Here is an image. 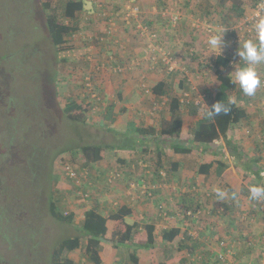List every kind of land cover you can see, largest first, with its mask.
<instances>
[{
	"label": "rangeland",
	"instance_id": "rangeland-1",
	"mask_svg": "<svg viewBox=\"0 0 264 264\" xmlns=\"http://www.w3.org/2000/svg\"><path fill=\"white\" fill-rule=\"evenodd\" d=\"M61 1L58 0V4ZM95 1L90 9L87 6L91 4L86 1V13L79 16L78 31L67 37L70 43L83 47L82 55L75 56L70 52L66 61H60L48 36L46 12L38 0H0V264H49V255L55 243L63 237L79 233L82 211L86 207L98 205L106 198L111 205L103 213L110 212L115 208L113 205L118 197L109 195L117 194L113 193L117 185L130 195L135 191L143 197V180L147 185H152V180L158 178L160 171L164 175L158 181L159 186L152 188L146 200L152 201L160 187L167 186L168 194L175 193L180 197L179 204L186 199L188 203L183 204L186 209L192 213L197 208L200 210L201 214L199 212L195 216L185 214L184 220L190 224L193 220L198 226L201 215H213L215 223L220 222L216 219L234 223L235 216L240 213L237 211L230 218L225 208H221L222 205L216 208L212 197L205 198L207 204L204 199L202 203L199 199L195 202L193 194L207 190L204 191L192 181L184 182V188L179 184L167 183V180L175 179L174 174L170 177L169 172L170 161L176 156V153L168 151L167 146L172 140L191 144V127L194 120L206 111L207 102L204 97L202 103H195L198 109L193 116L187 110H182L183 128L180 136L174 139L158 134L162 120L168 115L165 97L151 92L157 81L167 79L168 88L180 94L176 79L183 74L178 73L177 76L179 71H189L188 75L198 90H202L200 84L203 82L206 84L205 90L210 88L215 81L211 69L215 54L207 44V28L212 32H229L239 21L240 17L229 25V17L235 18V11L227 10L232 0H224V3L221 0H135L137 12L132 14L128 10L129 16L126 11L123 12L128 0ZM240 1L244 9L242 16H249L252 6L247 0ZM95 38L98 39L96 42ZM250 39L255 40V34L252 38H243L239 44ZM237 47L238 43H229L223 54L229 55L231 60L233 57L242 60L236 55ZM200 63L203 74L198 72L196 76L195 71L190 70ZM244 64V61L233 62L230 75L233 76L235 70ZM262 66L263 63L254 65L259 78H264ZM85 78L91 79V95L96 97L94 110L86 114L84 122L72 121L62 108L67 99L79 101L83 98ZM143 87L150 89L149 93H145ZM118 92L122 97L117 98ZM244 96L246 98L242 97L239 103L247 110L264 108V98L256 101L252 96ZM194 99L197 97L193 94L191 100ZM116 100L120 101V105H126L127 111H119L115 114V122H110L102 112L108 103ZM131 119L143 126L154 127L157 131L154 137H138L139 134L132 135L125 131L119 133L124 122ZM239 124L228 134L232 133L247 142H252L254 138L263 140L259 134L261 131L250 129L245 119ZM117 141L115 158L92 163L86 169V176L81 175V180H89L90 186L87 183L82 186L80 181H72L65 175L62 165L69 163L70 159L72 166L82 172L78 161L73 160L72 149L85 143ZM192 147L200 151H214L220 149L221 144L193 143ZM241 147L243 155L247 154V147ZM108 150L111 155L113 149ZM75 156L80 160V154ZM118 156L123 157L125 162L117 163L115 159ZM188 156L185 154L182 160L188 161L184 160ZM158 157L161 163L157 161ZM103 164H107L106 169ZM157 164H161V167ZM104 170L118 173L109 175L108 172L103 173ZM145 170L154 173L152 180L145 177ZM52 180L57 182V206L64 214H74L70 222L59 221L48 211ZM222 186L218 188L222 189ZM83 188L90 190L87 197H83L84 193H88ZM78 192L82 193L83 198ZM168 200L176 202L173 197ZM251 203L244 205L247 206V209H242L244 219L238 223H242V227L247 225L246 228L255 226L259 233L252 234L247 229L238 239L241 244L254 248V253L261 255L264 253V232L258 241L256 236L264 231V217L256 209L259 204ZM161 204L165 205L164 209L166 205L170 206L162 200L157 204L158 210ZM129 218L130 215L128 222L132 220ZM159 242V238H154L155 247L165 252L163 256L158 250L161 260L176 256L174 249L169 250ZM100 243L99 255L107 264L113 246L103 239ZM82 246L65 252L64 256L69 255L76 264H93ZM133 249L140 251L137 246H133ZM127 252L126 247L118 250L116 258H124L121 264H132L126 258ZM248 260L244 264H256L252 259ZM141 261L144 263L143 257Z\"/></svg>",
	"mask_w": 264,
	"mask_h": 264
},
{
	"label": "trees",
	"instance_id": "trees-1",
	"mask_svg": "<svg viewBox=\"0 0 264 264\" xmlns=\"http://www.w3.org/2000/svg\"><path fill=\"white\" fill-rule=\"evenodd\" d=\"M86 1H89L91 4L87 6L88 8H93V4H95L94 2H96L95 0H63L58 4V0H38L41 8L44 10V12H46L45 21L47 25L48 36L51 43L55 47L60 61H66L70 57V52H72L71 55L75 56L82 55L83 53V47H81V45L70 43L67 37L78 31V22L81 21V19H79V16L81 17L82 13H86ZM247 1L249 2L250 7L252 6V9L257 0ZM220 2L224 3V0H221ZM230 4L231 6L227 10L233 9L235 11V18L229 17V25H232L234 24L232 23V20L233 22H236L238 18L242 16L244 9L241 7L240 0H232ZM102 15L106 14L103 13ZM96 38L94 39V42L98 40ZM78 48H80L79 52L77 51ZM195 56L197 57L198 55L196 54ZM231 66V57L229 55L222 54L221 56L220 53H218L214 56L211 69L212 73L214 74L215 81L212 82L210 88L206 90L205 95V100L208 106H211L216 101H220L221 103L228 105L230 111L227 114L222 113L218 116L210 118L207 114L209 111L207 107L204 114L194 120V124L191 127L190 133L192 138L190 145L178 144L176 142H173L174 140L169 143V149L173 153L200 152V150L198 151V149L192 147L193 143L208 144L214 142L215 140L222 139L227 144H229L227 134L231 126L239 124L243 119H246L248 117L247 109L239 103L241 98L245 97L244 93L241 89H239L238 84L232 83V76L229 73V69H231ZM201 67L202 63L193 65L190 71H195L194 73H196V76H198V72L203 74V69ZM178 73H182L183 75H180L179 77ZM188 73L189 71L177 72L178 78L176 79V82L178 88L181 90L180 94H177L174 89L168 88L167 79L157 81L151 88V92L153 94L162 95L165 97L166 109L169 112V118L163 119L160 125V131L158 132V134L162 136L171 137L174 139L180 136L183 128V119L181 117L182 110H187V112L191 116L197 113L198 106L195 105L193 101L189 103L188 101H180L181 92L184 90H190L187 81V78L189 77ZM83 87V98H81L79 101L67 99L65 100L62 108L65 115L72 121L84 122L86 114L94 110L93 104L94 102H96V97H93L91 95L92 90H88L85 85ZM204 92L205 91H203V93ZM118 97L120 98L122 96L118 94ZM202 102L203 98L201 103ZM114 110V103H108L106 109L102 112L103 117L105 119H108L110 122H115L116 117ZM123 110H125L124 107L121 108L120 112H122ZM123 126L124 127H121V130H119V133L121 131H125L128 134L132 135L139 134L138 137H141V135H149L151 136V138H153L157 132L154 127L143 126L142 124H138L137 122H135L133 119L126 120ZM117 143L118 141L116 143H85L77 146V148L75 149H72L70 153L73 156V160H75L76 162L78 161L77 163L79 164V168L87 169L88 166H90L92 163L98 162L99 160H109V158L112 157L115 158L117 154ZM108 148L113 149L111 155L109 154L110 151L108 150ZM200 153V162L195 173L204 175L208 174L210 172V169L216 165L218 167L216 170H214V172L217 177L221 175L220 185H223L221 187V190L227 189L228 191H232L236 186L234 184L226 185V182L223 181L222 171L225 168V164L221 160H216L215 151L204 150ZM76 154H80V160H77V156H75ZM157 154L159 156L162 155L160 151H157ZM115 161L117 163H124L125 159L121 156H118ZM69 164H73L71 159L69 161ZM134 165L137 166L136 163H134ZM174 166H176V164H174ZM107 172L109 175H116L118 173L113 170L103 171V173ZM160 175L161 174L159 172L158 178L152 180L153 184L159 186L158 181H160V178L163 177V175ZM258 177L260 178L259 175ZM86 183L88 184V186H90V182L87 179L83 181L82 186H84V184ZM246 184L242 185V187L247 191H249V187L251 185H256L255 181L251 183H248L247 181ZM257 185H261L260 179L257 182ZM56 187L57 182L55 180H52L48 194V211L50 215L55 219L59 221L70 222L72 221L74 214L72 212L64 214L59 209L55 198V194L57 191ZM83 190L87 191L88 193L90 191L89 189L85 188H83ZM200 193L202 194V198H199V201L202 203L204 199V202L206 204L208 202L205 200V198L208 199L213 195L212 192ZM143 197L145 199L146 197L149 198L147 192L144 193ZM99 205L100 203H98V205L95 204L93 206L86 207L82 211V220L79 233L73 236L63 237L55 243L49 255V264H76V262L71 257H69V255L64 256V253H69L73 250L81 248L82 240H84L82 249H84V253L86 254L87 258L93 264H100L101 257L99 255V251L101 248L100 242L102 239L104 241L111 242L113 246L110 253L109 263H112L113 261H115L116 264L124 263L123 257H119L117 259L116 256H118L119 249L126 247L128 250L126 258L130 261V263L138 264L139 254H137L138 252H136V250H132V247L137 245H139V248L144 246L145 248L149 249V254L151 257V262L149 264H171L180 260V258L177 256L168 258L166 260L160 259L158 253L159 251H157L154 246L155 236L153 234V225L151 224H146L143 226L146 234L145 240L136 237L135 240L137 242L140 241V243L134 244V242H132L133 237L137 234L139 224L134 221H127V217L131 214L130 206L126 204H121L118 206L115 205L117 206L116 208L110 210V212L105 214L99 210ZM198 206H200V204ZM178 234V228H171L167 230L165 229L161 233V240L163 242H174L176 245L181 246L184 243L179 239ZM189 249L191 250L192 248Z\"/></svg>",
	"mask_w": 264,
	"mask_h": 264
},
{
	"label": "crops",
	"instance_id": "crops-1",
	"mask_svg": "<svg viewBox=\"0 0 264 264\" xmlns=\"http://www.w3.org/2000/svg\"><path fill=\"white\" fill-rule=\"evenodd\" d=\"M263 72H264V63H263ZM203 80V79H201ZM261 84L256 90V95H252L253 100L259 101L260 99L264 98V78H260ZM202 85V90L205 91L204 93H201V96L204 100V97L206 95L205 90V82ZM193 87H195L197 90V85L192 83ZM144 88V89H143ZM145 93H149L150 89L143 87ZM131 90V89H130ZM130 90L128 93H130ZM146 90H148L146 92ZM199 89V91H202ZM198 91V92H199ZM119 94V93H117ZM261 94V95H260ZM117 98L118 95H117ZM119 100H116V102H112L115 105V114L121 111V108H125V112L127 111L126 105H120ZM111 103V102H110ZM208 106V104H207ZM260 107V106H259ZM167 110V109H166ZM248 117L245 119L247 122V125L250 129L261 131L259 133L262 135V141H259L254 138V140H251L252 142L245 141L246 139H241L238 136H233L232 133L228 134L229 144H227L224 140L219 139L212 142V144H221V148L215 149L216 153V160H221L225 164V168L222 171V179L224 182H226V185L234 184L236 187L229 192L227 189L223 190L225 195V200L223 199L222 202L219 200V198L216 196L215 189L218 188V186L221 184V177H217L214 170L217 169L218 166H214L210 169V172L208 174H197L195 175L196 169L198 168L199 162H200V152H192V153H176L174 159L170 161V177L174 174L175 179L172 181H168L167 183L172 184H179L183 187L184 182L189 183V181L194 182L196 185L200 186L201 188L207 190V193L212 192V199L217 204L216 208L221 206V208H225V211L227 212L228 216L231 218V215L238 211L239 215H242V209L246 208L247 206H244L251 202L255 203L253 205H258V208L261 211V215L264 217V200H257L256 202L253 201L249 197V191L243 189L242 185H245L246 182L251 183L255 181V184L257 185V182L261 181V185H264V108L260 107L257 110H247ZM167 117L169 118V112L167 110ZM240 124H235L234 126H231L230 131H234V128L239 126ZM236 134V132H235ZM257 134V133H256ZM179 137V136H178ZM192 141V138H190ZM190 141V143H191ZM250 141V140H248ZM175 142V141H173ZM182 145H189V143H178ZM241 145H244L247 147L246 151L247 154L243 155V151L240 149L242 148ZM168 151L169 145L167 146ZM199 151V150H198ZM204 151V150H203ZM211 151V150H208ZM165 153H168L165 151ZM162 154V153H161ZM188 154V158L183 161L182 157ZM162 156V155H161ZM166 158V154H165ZM157 161H160V158L158 157ZM138 163V162H137ZM161 163V162H159ZM176 164V166H174ZM159 167H161V164H157ZM104 167L107 166L103 164ZM145 166V164H143ZM158 167V168H159ZM190 170V172H189ZM155 169L153 170V172ZM153 172H150L149 170H145V177L152 180L153 178ZM226 175V176H225ZM260 176V178L258 177ZM193 177L194 180H193ZM154 178L153 180H155ZM247 185V184H246ZM99 187H102V185H99ZM167 187V186H166ZM164 188V186L160 187V191L157 192L154 199L150 202L147 201L144 197L139 195L137 192H133L131 195L128 194V191H125V189L119 185H117L115 188H113V193L117 194H110L109 197H112L115 195L116 197V204L115 205H121L126 204L130 206L131 208V214L130 218H132L131 221L137 222L139 224L138 231L136 236L133 237L132 242H137L135 239L136 237L142 240L146 239V234L143 229V226L146 224L153 225V234L154 238L158 240L160 239V242L162 243L163 247L168 248L169 250L174 249L177 257L180 258V260L173 262L175 264H188L191 262V258L193 257L195 262H199L201 259L200 264H244L248 259H252V262H256V264H264V253H261V255L256 252L254 253V248L247 247L245 244H241L239 241V237L241 234H244L245 231L247 232L250 230L253 233H259V229H256L255 226L247 227V225H243L242 223H238V221H242L238 219V215H236V222L234 223H227L224 220L216 219V221L220 220V222H213L212 216L206 217L204 215H201L200 222L198 226H195V222L191 220V224L184 220L186 217L183 216V210L186 209L183 204H187L188 200H182V203H178L180 201V197L174 194H168V189ZM164 189V190H163ZM124 190V191H123ZM111 192V190H109ZM233 193H235V198H233ZM193 194V192H192ZM183 193H181V197H183ZM125 197V199H124ZM176 199V202H171L170 198ZM209 197V198H211ZM199 198H202V194L199 192L197 194H193V200L195 202L198 201ZM164 200V203H168L170 206L166 205V211L167 214L164 212L162 215V212L158 210L157 204ZM108 205H111L109 202H107L106 198H103L102 202H100L99 210L103 212V210L107 209ZM113 205V206H115ZM115 206V208L117 207ZM165 206V205H164ZM201 207V205H200ZM177 211V212H176ZM176 212V214H175ZM205 210H203V213ZM167 216H166V215ZM201 214V212H200ZM199 214V215H200ZM166 216V217H165ZM129 217V216H128ZM171 228H178L179 239L184 243L181 246L176 245L174 242H163L161 240V233L163 230L171 229ZM258 228V227H257ZM248 229V230H247ZM262 234L257 235V241L260 240V238L263 237ZM160 233V234H159ZM199 234L201 236H199ZM218 240H224L225 246L220 247L217 246ZM145 242V241H142ZM159 242V243H160ZM158 245V244H157ZM139 245H137L138 247ZM155 246V243H154ZM139 248V247H138ZM156 248V247H155ZM189 248H192L191 250ZM157 249V248H156ZM140 251L137 254L138 255V264H149L151 262V257L149 254V249L143 247L139 248ZM160 251L161 255H165L164 251H161V249H157V251ZM229 250V252H228ZM257 250V249H256ZM260 251V250H259ZM217 252L224 253L226 255L225 261L222 262L218 259ZM258 255V256H257ZM169 256V255H166ZM143 257L144 263L141 261ZM110 262V261H109ZM107 262V264H110ZM100 264H105L104 260H101ZM195 264V263H194Z\"/></svg>",
	"mask_w": 264,
	"mask_h": 264
},
{
	"label": "clouds",
	"instance_id": "clouds-1",
	"mask_svg": "<svg viewBox=\"0 0 264 264\" xmlns=\"http://www.w3.org/2000/svg\"><path fill=\"white\" fill-rule=\"evenodd\" d=\"M258 7L261 10H264V0H259ZM253 30L255 32V40H251V39L246 40L242 45L239 44L238 42V47L236 49V55L242 59L240 60V62L244 61L245 64L237 68L234 72V75L231 77L232 83L238 84L240 89L243 91V93L248 96L254 95L257 88L261 84L258 73L254 67V65L264 63V15H262L260 12H257L255 14V17L253 20ZM225 33L226 31L221 33L219 30H215L211 34H209L207 38V44L212 54L216 55V53L219 52L220 55L222 56L224 49L229 46V42L225 40ZM200 93L202 92L200 91ZM194 100L190 99L188 103L193 101L195 104ZM199 104L200 102L197 103V105ZM207 107L209 109L207 114L210 118L218 116L222 113L227 114L230 111L229 106L224 103H221L220 101H216L211 106H207ZM192 188H194V186ZM215 193H216V196L219 198V200H223L225 198L226 193L220 188L215 189ZM249 193H250V198L253 199L254 201L264 200V185H251L249 187ZM233 198H235V193H233ZM197 209H195L194 210L195 212L193 213L191 211L190 215L195 216L197 214L196 213ZM187 210H190V209L183 210V213H184L183 216H185L186 214L185 212ZM159 211L165 212L167 214V211L166 209H164L163 204L159 206ZM194 263H195V260L192 257L191 262H189L188 264H194Z\"/></svg>",
	"mask_w": 264,
	"mask_h": 264
},
{
	"label": "built area",
	"instance_id": "built-area-1",
	"mask_svg": "<svg viewBox=\"0 0 264 264\" xmlns=\"http://www.w3.org/2000/svg\"><path fill=\"white\" fill-rule=\"evenodd\" d=\"M128 3V4H127ZM127 3L124 5L123 7V12L126 11V14L128 15V10L132 11L131 13L132 14H135L137 11H136V6H135V0H128ZM258 3H259V0H257L253 6V9L250 13L249 16L247 15H244V16H241L239 18V21H237L230 29H229V32H226L225 33V40L228 41L230 44H236L238 42H240L243 38H249V37H253L254 36V30H253V20H254V17H255V14L257 12H260L262 15H264V10H261L259 7H258ZM136 11V12H135ZM129 16V15H128ZM126 16V17H128ZM241 19V20H240ZM198 26V24H197ZM197 29V28H196ZM207 31L209 34L212 33V31L207 28ZM243 34V35H241ZM245 34V35H244ZM240 62V60L238 59H235L234 57L232 58L231 60V63L233 62ZM90 78H85V82H84V85L85 87L90 90ZM187 81H188V85H189V88L190 90H184L182 93H181V98H180V101H189L193 96V94H195V97H197V99H195V103H199L201 102V99H202V96H201V93L198 92L199 90H197L195 87L191 86L192 83H193V80L192 78L188 77L187 78ZM148 90H146L147 92ZM62 168L65 172V175L72 181H80L79 183H83V181L85 180V178H83V180H81V175L83 177L86 176L87 174V170L85 168H81L80 170H82V172H79L78 168L77 167H74L72 166L71 164L65 162L64 165H62ZM160 174L161 175H164V173L162 171H160ZM134 185V184H132ZM158 187L156 184H153V185H147L144 180H143V186H141L142 188V192L143 193H146L150 196L151 195V190L153 187ZM78 194L82 197V193L81 192H78ZM89 195V193H84L83 194V197H87ZM82 197V198H83ZM200 211L197 209L196 210V213H199ZM164 212H162V215H163ZM187 215H190L191 214V210H187L185 212ZM238 219L240 220H243L244 219V216L243 214L242 215H238ZM217 246H220V247H224L225 246V241L224 240H218L217 242ZM229 252V250H228ZM217 256H218V259L222 262L225 261V257L226 255L224 253H221V252H217Z\"/></svg>",
	"mask_w": 264,
	"mask_h": 264
},
{
	"label": "bare ground",
	"instance_id": "bare-ground-1",
	"mask_svg": "<svg viewBox=\"0 0 264 264\" xmlns=\"http://www.w3.org/2000/svg\"><path fill=\"white\" fill-rule=\"evenodd\" d=\"M253 9V8H252Z\"/></svg>",
	"mask_w": 264,
	"mask_h": 264
}]
</instances>
